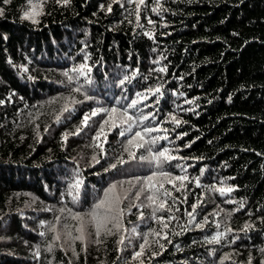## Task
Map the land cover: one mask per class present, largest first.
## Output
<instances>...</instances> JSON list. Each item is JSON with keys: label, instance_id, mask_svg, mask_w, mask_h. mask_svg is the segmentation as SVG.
<instances>
[{"label": "trees", "instance_id": "1", "mask_svg": "<svg viewBox=\"0 0 264 264\" xmlns=\"http://www.w3.org/2000/svg\"><path fill=\"white\" fill-rule=\"evenodd\" d=\"M136 3L70 0L61 6L48 0L43 14L36 17L39 22L32 23L22 18L27 0H0L4 9L0 16V100L4 101L0 104V264L264 261L260 251L264 249V0H159V7L157 0H145L139 22ZM149 19L154 23L149 24ZM81 64L91 68V83L73 72L74 82L69 83L63 73ZM159 68L166 71H153ZM126 75L131 79L121 85ZM81 85L92 99L73 90ZM156 87L163 93L159 104L157 96H151L137 107L156 116L145 125L168 130L151 134H166L171 141H158L157 146L186 158L166 166L174 175L189 177L179 191L173 187H179V180L170 183L157 176L150 182L153 191L163 183L172 193L167 202L172 211L166 206L157 216L177 219L166 230L167 239L149 236L144 254L136 259L142 237L161 227L151 218L150 208L142 209L144 220L138 219L136 208L131 214L126 210L119 231L102 235L99 244L92 242L94 234L89 236L84 250V244L69 241L66 235L78 234V221L71 214L89 212L111 184L150 175L155 169L129 157L124 148L130 134L120 137V128L106 126L107 142L103 136L96 140L98 127L93 121L101 117H93L79 135L73 133L91 109L121 107L137 92ZM66 103L71 113L63 112ZM64 133H69L67 141ZM131 150L137 157L147 154L144 149ZM121 158L127 162L118 163ZM178 163L191 166L185 173L174 167ZM77 180L82 181L80 188L71 189ZM213 185L236 190L221 196L208 190ZM130 190L135 191L127 183L117 189L121 196ZM77 191L79 199L73 201ZM197 200L202 203L195 219L202 228L189 224L185 214ZM240 201L244 207L236 211ZM130 202L131 198L125 200L121 207ZM245 224L252 227L244 230ZM87 231L93 232L91 225ZM217 232L224 233L220 242L209 243ZM37 251L39 258L34 255Z\"/></svg>", "mask_w": 264, "mask_h": 264}, {"label": "snow or ice", "instance_id": "2", "mask_svg": "<svg viewBox=\"0 0 264 264\" xmlns=\"http://www.w3.org/2000/svg\"><path fill=\"white\" fill-rule=\"evenodd\" d=\"M4 3H10L11 0H3ZM48 0H27L28 7L24 10L23 13V19L31 20L32 23H38V17L39 15L43 14V5L46 4ZM56 4L61 6H67L70 3V0H55ZM114 3H120V0H113ZM127 3L132 4L136 3V0H126ZM145 4V0H139L138 3H136V8L134 9L135 14L137 16V21L139 22V10L140 6ZM123 3H121V7H123ZM159 0H157V7H159ZM102 10H104V5L100 6ZM157 7H153L152 11L156 12ZM107 11H112V4H109L107 7ZM4 9L0 8V16H3ZM149 24L154 23L151 19L148 20ZM144 35L148 36L150 39H152V35L149 32H145ZM153 63H159L158 60H154ZM27 71V69H24ZM153 71H160L165 72V68H159V69H153ZM70 72L77 73L78 76H82L85 78V80L88 83H91L90 79V72L91 68L87 64H81L79 67H74L70 69L69 71H65L63 75L68 78L69 83L74 82V77L70 75ZM182 78V77H181ZM131 77L125 76L121 81L120 84L123 85L125 81H129ZM75 92L82 93L85 96V99H92V97L88 96L86 92H83V85L76 87L73 89ZM159 94V95H158ZM135 99H131L128 104L123 105L121 107H96L90 110V112H86L83 114L81 125L77 127L76 131L73 133L74 135H79L80 132L83 130V128L90 127L89 121L92 120L93 117H101L99 121H93L94 124L97 125L98 130L94 134V138L96 140H100V138L104 137V142H107V133L105 132L106 126L110 128H120L118 135L120 137H125L126 135L130 134V138L127 139L126 144L127 147L124 148V151L128 152L129 157L133 160L139 159L140 161H145L149 164L150 167L154 168L155 170L151 172L150 175L147 176H135L132 180L128 181H118L116 183L111 184L106 190L103 192V197L99 199L97 203L94 204L93 208L84 214L80 213H74L71 214V218L78 221V226L76 227L75 231L78 233L77 235L73 236L71 231H68L66 235L69 237V241L71 240H77L80 241L82 244L85 245V249L87 247L86 241L87 238L94 234L95 239L92 241L93 243L99 244L101 243V236L104 234H114L113 229H116L119 231L121 229V225L123 222V218L125 216V212L131 214V209L136 208L138 210V219L144 220L145 216L142 211L143 208H150L151 209V218L155 221H157L161 227L159 230H150L147 234H145L142 237L143 243L139 245V251H137L133 259H136L140 256H142L145 252V245L148 243V237L151 235L159 236L162 239L168 238L167 229H169V225L172 221L176 220L177 218L175 216L169 215L167 217L165 216H157V212L160 210H164L167 206L168 198L171 197L172 193L171 191L164 189V184L161 183L158 188L153 191V185L150 183L154 177L160 176L167 178L168 182H172L175 180L181 181L179 187H177L175 184H173V187L176 188L177 191L180 190V188L184 187L183 182L188 180L189 177L187 175H174L171 171H169L166 166L171 165V162L173 160H184L186 158L179 157L177 155H174L172 151L168 147L164 146H157L158 141L167 140L169 143L171 141L169 140V137L165 135H157V136H151L154 132H163L167 133V129H162L159 126H147L145 125V121H149L150 119L155 121L156 116L155 114H152L150 117L147 114H143V109H138V103L142 104L144 100L149 99L151 96H157V99L155 101L156 104H159L160 98H162L163 93L161 92L160 87L156 88H148L146 92H137ZM173 95H176V93H173ZM180 95H183L182 93ZM11 99V97H9ZM70 102L72 104L78 103V101L75 100V98H69ZM127 99V97H125ZM82 102V101H79ZM187 103H192V101H186ZM4 101L0 100V104H3ZM116 105H121L120 100H116ZM133 109L136 110L132 114L129 113V110ZM73 109H70L68 104L66 103L63 106V112H69L71 113ZM62 114V113H61ZM172 120H174L177 124L180 123L179 120H176V117L173 115ZM56 121L60 122V116L58 115L56 117ZM127 127H124V126ZM133 128H139L140 130L133 131ZM69 133H64V141H67ZM190 146V145H188ZM99 147V145H97ZM144 149V152L147 153L141 154L139 157H137L136 151H132V148ZM257 155H260L257 153ZM92 160L99 162L96 158V156L92 157ZM127 161L123 160L122 158L118 160V163H126ZM191 165H185L183 163H178L174 167L179 168L182 172L187 171V167H190ZM111 168H116L117 164L113 163L110 165ZM195 183L197 186H199V178H194ZM124 183H127L131 185L132 189H135L134 193L130 190L127 193H125L123 196H121L117 189L118 185L122 186ZM223 183V181H221ZM82 184V181L77 180L75 184L71 185V189L78 190L80 188V185ZM161 189H164L161 192ZM209 191L219 192L221 196L225 195V193H231L234 190H236L234 187H228L227 189L220 187L217 188L215 185L211 186ZM69 194L72 195V191H69ZM73 201H77L79 199V193L76 192L75 195H73ZM131 198V202L126 207H121L123 202L125 200H129ZM186 199V197H185ZM159 201V203H158ZM139 202V203H137ZM226 203H232V200L225 201ZM176 203V199H173L172 205L174 206ZM202 203V200H197L196 203H194L191 206V211L186 212L185 214L189 217L188 223L195 225L196 228H202L203 224L198 223L195 219L196 209L197 207ZM240 207L236 209V211H239L241 208L244 207L243 201L239 202ZM63 209H61V213H63ZM167 211H172V206H167ZM176 211H179L177 208ZM251 215V213H248ZM212 215H215L214 213ZM86 217L88 218L86 221ZM57 222H59V217L56 218ZM204 223H208L207 216L204 217ZM88 225H91L93 232H88L87 228ZM111 225V228L109 227ZM67 227V225H65ZM184 225H180L181 230L184 229ZM216 227L219 228V223L216 224ZM252 227V225L245 224L244 230H247L248 228ZM51 231L55 232L56 228L55 226L51 227ZM125 232L128 231L127 228L124 229ZM133 232H135V228L132 229ZM227 231H231V229H227ZM179 233H177L178 235ZM41 236H44L45 233L41 232ZM224 236L223 232H217L216 235H213L211 237V240H209V243H219L221 238ZM56 239L59 240L60 236L57 235ZM171 242V241H169ZM235 241H233L234 243ZM119 243L123 245L125 243V237L123 235L119 238ZM159 243V241H157ZM161 248H163V245H160ZM49 251H51V247H49ZM73 251H75L73 249ZM261 252H264V249H260ZM37 258H39V252L37 251L34 253ZM224 259H228V257H225ZM223 264V262H221ZM248 264H252L251 259H249ZM261 264H264V261L261 262Z\"/></svg>", "mask_w": 264, "mask_h": 264}]
</instances>
